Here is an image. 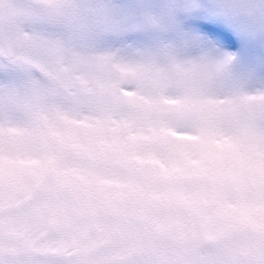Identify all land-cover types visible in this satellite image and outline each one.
I'll list each match as a JSON object with an SVG mask.
<instances>
[{
	"label": "clouds",
	"instance_id": "9594fccd",
	"mask_svg": "<svg viewBox=\"0 0 264 264\" xmlns=\"http://www.w3.org/2000/svg\"><path fill=\"white\" fill-rule=\"evenodd\" d=\"M0 264H264V0H0Z\"/></svg>",
	"mask_w": 264,
	"mask_h": 264
}]
</instances>
